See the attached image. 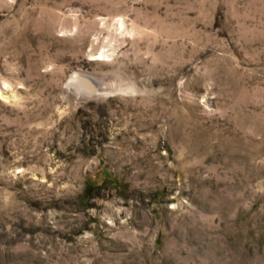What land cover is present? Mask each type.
<instances>
[{"label": "rangeland", "instance_id": "1", "mask_svg": "<svg viewBox=\"0 0 264 264\" xmlns=\"http://www.w3.org/2000/svg\"><path fill=\"white\" fill-rule=\"evenodd\" d=\"M0 264H264V0H0Z\"/></svg>", "mask_w": 264, "mask_h": 264}, {"label": "trees", "instance_id": "2", "mask_svg": "<svg viewBox=\"0 0 264 264\" xmlns=\"http://www.w3.org/2000/svg\"><path fill=\"white\" fill-rule=\"evenodd\" d=\"M97 189V186L88 184L86 189H85V196L87 195L88 198H92L93 197V191Z\"/></svg>", "mask_w": 264, "mask_h": 264}, {"label": "bare ground", "instance_id": "3", "mask_svg": "<svg viewBox=\"0 0 264 264\" xmlns=\"http://www.w3.org/2000/svg\"><path fill=\"white\" fill-rule=\"evenodd\" d=\"M76 79H77L76 77L71 78L70 83H71V84L75 83V80H76ZM71 86H72V85H71ZM91 89H93V88H91ZM93 91H94V90H93Z\"/></svg>", "mask_w": 264, "mask_h": 264}]
</instances>
